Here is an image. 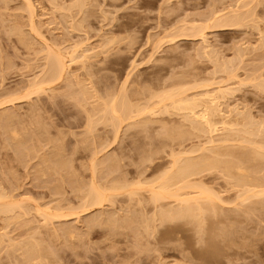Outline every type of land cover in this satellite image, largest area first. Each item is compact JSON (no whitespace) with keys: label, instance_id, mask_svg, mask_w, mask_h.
<instances>
[{"label":"rangeland","instance_id":"obj_1","mask_svg":"<svg viewBox=\"0 0 264 264\" xmlns=\"http://www.w3.org/2000/svg\"><path fill=\"white\" fill-rule=\"evenodd\" d=\"M78 4L80 7L77 0H0V101L11 98L9 92L19 93V97L38 85L45 89L31 93L29 98L19 97L21 100L17 98L14 104L0 103V194L5 195L0 203L17 206L12 213L14 217L0 213V264H264L262 196H258L260 201L253 198L246 202L247 206L243 204L236 210L233 205H225L221 212L209 214L211 224L207 218L200 221L210 224L209 227L202 223L194 225L192 218L162 223L154 216L156 206L145 199L149 195L148 181L154 182L155 175L165 171L162 168L159 174H153V166L170 161L167 152L169 142L173 143L170 136L174 134L173 139L177 140L175 130L184 127L186 132L185 128H189L187 133L196 141H188L189 146L203 145L215 137L202 133L210 135L205 138L193 132L188 122L171 108L166 115L164 105L172 101L163 105L158 98L166 90L180 91L184 87L189 91L183 90L188 94L185 96L194 97L223 89L219 94L216 92L217 99L212 97L215 93L211 98L217 100L215 103L219 101L227 122L234 119L233 123H227L229 127L238 129L230 127L226 130L231 131L220 132L215 139L224 140L228 134L227 140L233 143L236 139L235 143H239L225 142L232 145L229 148L222 143L227 150L231 148L233 152L235 144L240 147L236 152L240 149L243 156L251 152L250 157L257 156L261 161L253 164L249 156L241 157L243 162L246 160L244 164L247 162L255 169L253 165L260 167L264 163V150L260 148L264 149V86H258L264 85V0H80ZM215 13L219 19L221 16L222 23L233 18V25L228 22L230 25L219 27V23L217 26L209 23L206 19ZM56 56L65 60L67 70L51 82L49 63ZM113 101L116 109L123 103L133 107V114L130 115V109L129 113L123 112L120 107L115 110L122 119L112 116L110 109L108 115L107 107L111 108ZM151 105L159 109L154 110L157 113L148 112ZM135 106L140 111L144 107L148 110H142L143 114ZM90 120L92 125L88 124ZM251 121L255 123L252 128L248 126ZM180 122L183 126H179ZM87 127L93 128L91 133ZM245 131H251L252 135ZM254 140L257 142L252 146L250 142ZM149 152L156 160L153 166L145 162ZM144 156L147 158L141 163ZM228 158L235 163L241 159L226 156L223 160ZM247 159L251 161L248 163ZM217 171L213 173H217L216 177L223 174ZM221 176L224 180V174ZM261 178L263 181L264 177ZM222 179L213 184L224 186ZM110 183L127 187L111 191ZM92 187L102 191L106 200L88 208L85 196L88 197ZM228 193L234 194L231 191L222 196ZM258 202L262 207L259 210L252 207ZM242 206L249 207L252 214ZM238 213L241 219L239 216L237 219ZM59 214L63 217H57ZM220 218L226 223L231 219V224L228 226L224 220L220 223ZM213 221L218 224L214 231ZM197 228L204 233L198 235ZM228 230L232 236L227 240L224 237L229 236ZM241 242L246 244L240 246ZM32 247L34 251L29 249ZM202 252L207 255L205 258Z\"/></svg>","mask_w":264,"mask_h":264},{"label":"bare ground","instance_id":"obj_2","mask_svg":"<svg viewBox=\"0 0 264 264\" xmlns=\"http://www.w3.org/2000/svg\"><path fill=\"white\" fill-rule=\"evenodd\" d=\"M78 3H80V0H77V6L78 5H80V4H78ZM76 6V5H75ZM76 6V7H77ZM78 7H80V6H78ZM31 9V8H30ZM214 15V16H213ZM217 14L215 13V14H212V15H210L211 17L209 18L208 16V19H206V20H209V23L211 22V23H214L215 24V26H217L218 25V23L220 24V26L219 27H224V26H228V25H230V24H232L231 22H233V21H231V20H233V18L231 19V20H227L230 24H228V22H226V20H224L225 21V23H222V21L220 22V19H221V16H220V19H219V16L217 17L216 16ZM213 16V17H212ZM238 17H240V16H238ZM238 17H237V20H238ZM236 18V17H235ZM222 20V19H221ZM236 20V21H237ZM223 21V22H224ZM217 24V25H216ZM233 25V24H232ZM50 67H49V69H48V73L50 72V74H49V78H50V81L53 79H55V78H61L65 73H66V70H67V63L65 62V60L64 59H62L61 57H58V56H56V57H52V60L50 61ZM223 68H225V67H223ZM228 69V68H227ZM227 69L226 70H224V72L225 71H227ZM222 70V71H223ZM46 75H47V73H46ZM48 76V75H47ZM3 78H4V76H2ZM2 78V79H3ZM1 79V80H2ZM46 81H48V80H46ZM50 81L49 82H46V83H50ZM1 82V81H0ZM2 82H4V81H2ZM51 82H53V81H51ZM45 83V82H44ZM0 84H2V83H0ZM262 84H260L259 83V85L258 86H260L259 88H261V87H263L264 85H262ZM41 85H38L37 87H34V89H29V91L27 90L23 95L24 96H20L21 95V93H20V95H19V97H22L23 99H24V97H28L29 98V96L31 95V93H32V95L33 94H35V93H38V91H41V90H45L44 88H42V87H40ZM30 88H33V86L32 87H30ZM192 88H194V87H192ZM264 88V87H263ZM262 88V89H263ZM178 89H180V88H178ZM188 88H186V90H185V88L183 87L182 89H180V91H177L176 89V92H175V90L174 89H172V90H166L164 93H162L161 95L162 96H160V97H158L160 100V103L161 104H165L164 102H166V101H172V103L171 102H168V103H166L165 105H164V112H165V114L166 113H168L169 114V112H170V108H171V111H173V110H175L176 112H178V114L180 115V117H181V119H183L184 121H186V122H188L187 124H189L191 127H190V129L192 128V130H193V132H195V133H201V135H202V133L203 134H206V133H208V134H210V135H215V137L213 136V137H210V135L208 136V137H210V139H208L207 140V142L205 141L204 143L205 144H203V145H195V143H194V145L192 144V145H190L189 146V144L187 143L188 141H190L189 143H191V140H193L191 137V135H190V133L188 134L187 133V129H189L188 127H187V129L185 128V130H186V132H184V127L182 128L183 130H175L176 128H174V130H175V132H176V137H175V139H177L176 141H174V134H172L171 136H170V140H172L173 141V143H171V142H169L170 143V146H168V148L170 147V149L168 150V154H169V156L168 157H170V161L168 162H166L165 161V163H158V164H155L154 166L152 165L153 163L152 162H154V161H156L155 160V158H153L152 156V154H151V156H149L150 155V152L148 153V155L147 156H149L148 158H147V156H144V157H142L140 160H142V159H146V161L145 162H149L152 166H153V168H152V171H153V174L155 173V172H158L157 174H159V172L160 171H164L163 172V174H161L160 173V176L159 175H155L156 177H154L155 178V180H154V182H152L151 183V181L149 180L148 182L150 183V189L148 190V196L147 197H145V199H146V201L147 202H149V203H152L153 205H155L156 207V210H155V212H156V214L154 215L155 217H159V221L160 222H164L165 220V222H168L167 220H169V221H172L173 222V220H180V219H184V221L186 220V219H188L189 221H190V218H192V223H194V220H195V222L196 223H194V225L195 224H197V223H202V222H204V221H202V222H200L202 219L203 220H205L204 218H210L211 216H209L208 217V215L210 214H217V212H221L222 211V209H224V206L225 205H233L234 206V210H236V209H238L241 205H243V204H245L246 205V202L247 201H249V200H253V198H258V196H262L263 198H264V180L263 181H261L260 179H262L261 178V176L262 177H264L263 175H264V173H262V174H260V171H263L264 169H260V167H261V165H262V167H264V163H260L261 165H260V167H258L259 165L258 164H256V166L255 165H253L254 167H255V169L254 168H252V167H249L250 165L248 164L247 165V162L244 164V162L246 161H244L243 162V159H246V158H248V156H249V159H251L252 157H250V155H251V152H249V153H247V151L249 150V149H247V151H245V153H247V155L246 156H243L244 155V152L242 151L241 152V150L239 149V151H240V154H242L241 156L239 155V151H238V149H237V152H238V155L237 154H235V153H237L236 152V148H240V147H237L236 145L239 143H235V141H236V139H235V141L233 142V143H235L234 144V146L236 147H233V149L235 148V150L233 151V149H232V151L233 152H231V148H230V150L228 149L227 150V148L226 147H228L229 148V145L230 146H232L233 145V143H231V141H229V138H228V140H227V136H228V134H227V136H226V139H219V140H216L215 138H217V137H220L218 134L220 133V132H223V134H224V131L226 130V129H228V128H230L231 127V129H232V127L233 126H230L229 127V125L227 124V123H233L234 122V119H233V122H231L232 121V119H231V117H229V119H231L230 120V122H227V120L225 119V117H223L224 116V114H223V116H222V110L220 109V103H219V101L218 102H216L215 103V101H217V100H215V101H213V99L215 98V96H216V92H217V94H219L222 90H221V88H220V90L217 88V90H216V92H214L213 91V94L215 93V95H213V94H209V92L207 91L206 93L205 92H200V93H202V94H198L197 92V94L199 95V96H195V94H194V97H188V96H185V95H188V94H186V92L184 93V91H188L187 90ZM184 90V91H183ZM192 90V89H191ZM261 90V89H260ZM223 92V91H222ZM128 93V92H127ZM126 93V94H127ZM188 93H189V91H188ZM210 93H212V92H210ZM8 94V93H7ZM11 94V95H10ZM12 94L13 95H17V96H12ZM19 94V93H18ZM18 94H14V93H11V92H9V94L8 95H10L11 96V98L8 96V95H6L7 96V98L9 97V99H7L6 101H5V99H2V100H4V101H0V103L1 104H3V105H7V104H9L10 102L12 103V102H15V100L16 101H18V99L19 100H21L19 97H18ZM25 94H26V96H25ZM129 94V93H128ZM128 94L126 95V98L127 99H129L128 97ZM123 95V94H122ZM184 95V96H183ZM207 95V96H206ZM213 95V96H212ZM6 96L4 95V97L6 98ZM128 96V97H127ZM201 96H204L205 98H210L209 100L208 99H204V97H201ZM211 96L212 97H214L213 99L211 98ZM4 97H2V98H4ZM217 97L218 96H216V99H217ZM18 98V99H17ZM220 98V97H219ZM120 99V98H119ZM118 99V100H119ZM212 99V100H211ZM9 100V101H8ZM122 100V99H121ZM119 101L118 103H120V102H122V101ZM116 101V100H115ZM125 101V100H124ZM123 101V102H124ZM129 100H127V104H130V102H128ZM3 102V103H2ZM5 102H7L6 104H5ZM114 102V101H113ZM117 102V101H116ZM1 104H0V106H1ZM12 104H14V103H12ZM114 104H115V102H114ZM114 104H112V106H111V108H110V106H108L106 109H107V111H106V113H108V115H110L111 113H112V116H114V115H116L115 117L117 118V119H119V118H121L120 117V114L119 115H117L118 114V112L116 111L117 109H119L120 107H122L121 108V110L123 111V110H127V112L129 111V109L131 110V108H133V107H131V108H129V107H127L128 105L126 104V103H123V105H119L118 106V108L116 109V104H115V106H113ZM122 104V103H121ZM155 104V103H154ZM156 104H157V102H156ZM158 104H159V102H158ZM168 104H169V106L170 107H168ZM2 105V106H3ZM127 105V106H126ZM132 105V104H131ZM152 106V105H151ZM151 106H149L150 108H151ZM158 107H160L161 108V105L159 106V105H157ZM113 107H115V108H113ZM136 107V106H135ZM154 107H156V106H154ZM163 107V106H162ZM128 108V109H127ZM149 108V109H150ZM222 108V107H221ZM111 110V113H110V110ZM116 109V110H115ZM147 108L146 107H144L142 110L144 111V110H146ZM158 109V108H157ZM157 109H155V108H153V106H152V108H151V111H149L148 109V112H152V110H153V114H155V113H157L156 111H155V113H154V110H157ZM173 109V110H172ZM120 110V109H119ZM118 110V111H119ZM134 109H132L131 110V114L130 115H132L133 114V111ZM136 111L137 110H139V109H137V107H136V109H135ZM141 110V111H142ZM147 110L145 111V112H147ZM159 110V109H158ZM157 110V111H158ZM3 111H7V109H5V110H3ZM140 111V110H139ZM140 111V112H141ZM142 111V113L144 114L145 112H143ZM161 111L163 112V109H161ZM123 112H125V111H123ZM160 112V111H159ZM117 113V114H116ZM129 113V112H128ZM136 113V112H135ZM141 113V114H142ZM246 113V112H245ZM9 114H11V113H9ZM8 114V115H9ZM124 115H125V113H123ZM160 114H162V113H160ZM178 114H176V116H179ZM244 113H242V115H243ZM7 115V116H8ZM137 115H140V113H138ZM167 115V114H166ZM175 115V114H174ZM239 115L241 116V114L239 113ZM4 116V115H3ZM6 116V115H5ZM4 116V117H5ZM121 116H122V114H121ZM169 116V115H168ZM171 116H172V113H171ZM238 116V115H237ZM250 115H246V117L248 118ZM1 117V116H0ZM4 117H2L3 119H4ZM8 117H10V116H8ZM7 117V118H8ZM106 117V120L109 118L107 115L105 116ZM108 117V118H107ZM119 117V118H118ZM123 117V116H122ZM130 117H132V116H129L128 118H130ZM228 117V116H227ZM6 118V120L8 121V119ZM12 118V117H11ZM111 118V117H110ZM126 118V117H125ZM234 118V117H233ZM251 118V117H250ZM115 119V118H114ZM122 119V118H121ZM229 119H228V121H229ZM246 119V118H245ZM253 119V118H252ZM251 119V120H252ZM120 120V119H119ZM124 120V119H123ZM122 120V121H123ZM182 120V121H183ZM238 120L241 122V119H239L238 118ZM243 120H244V118H243ZM242 120V124L244 123V121ZM248 120V119H247ZM1 121V120H0ZM9 121H10V119H9ZM13 121V120H12ZM11 121V122H12ZM149 121V120H148ZM249 121V120H248ZM252 121H254V120H252ZM252 121H251V123H249L250 125H248L249 127H251L252 128V126H253V124H255L254 122H253V124H252ZM6 121L4 120V123H5ZM109 122H111V120H109ZM9 123V122H8ZM7 123V124H8ZM92 122H91V120H90V123H88L89 125L91 124ZM113 123V122H112ZM114 123H116V121L114 122ZM119 123V122H118ZM117 123V124H118ZM121 123V122H120ZM140 123H142V122H139V124ZM183 123V122H182ZM236 123V122H235ZM237 123H238V121H237ZM236 123V125H240V124H237ZM245 123H246V121H245ZM257 123V122H256ZM10 124V123H9ZM134 124V123H133ZM136 124V123H135ZM135 124L132 126V127H134L135 126ZM148 124V123H147ZM146 123H145V125H147ZM248 124V123H247ZM251 124H252V126H251ZM258 124V123H257ZM261 124V123H260ZM92 125V124H91ZM115 125V124H114ZM141 125V124H140ZM140 125H138L137 124V126H140ZM183 126V124H181V122H180V125L179 126ZM220 125V127H218ZM227 125H228V127H227ZM233 125V124H232ZM235 125V124H234ZM245 125V124H244ZM244 125H243V129H244ZM259 125V124H258ZM262 125V124H261ZM7 126H9V125H7ZM88 126V125H87ZM143 126V125H142ZM175 126V125H174ZM178 126V125H177ZM185 126V125H184ZM188 126V125H187ZM222 126V127H221ZM227 128H226V127ZM144 127V126H143ZM147 127V126H146ZM173 127V126H172ZM236 127V126H235ZM262 127V126H261ZM91 128V127H90ZM89 128V129H90ZM179 128H181V127H179ZM234 128V127H233ZM247 128V127H246ZM246 128H245V130H246ZM254 129H256L257 128V131H259L260 130V128H259V130H258V127H253ZM87 129H88V127H87ZM88 129V131H90V133L92 132L91 130L93 129H90L89 130ZM143 129V128H142ZM164 129V128H163ZM165 129H169V127H165ZM234 129H236V128H234ZM233 129V130H234ZM238 129V128H237ZM236 129V130H237ZM240 129V128H239ZM242 129V128H241ZM240 129V130H241ZM191 130V131H192ZM236 130H234V131H236ZM240 130H239V133H240V135L241 136H243V134L244 133H242L243 131H241L240 132ZM247 130H250V128H248ZM252 130V129H251ZM120 131V130H119ZM117 132V135H115V140H116V137L117 136H119L118 135V133H120V132ZM167 131V130H166ZM172 131H173V129H172ZM226 131H231V130H226ZM257 131H256V133H257ZM170 132H171V130L169 131L168 130V136L170 135ZM174 132V133H175ZM192 132V133H193ZM248 132V131H247ZM246 131H245V134L247 133ZM251 132V131H250ZM250 132H248V133H250ZM163 134L164 133H166V132H162ZM191 133V134H192ZM225 133H227V132H225ZM231 133V132H230ZM233 133H235V132H233ZM242 133V134H241ZM253 134H255V130H254V132H252ZM251 134V133H250ZM166 135V134H165ZM193 136H194V134H192ZM195 135H197V134H195ZM218 135V136H217ZM232 135V134H231ZM235 135V137H236V134H234ZM249 135V134H248ZM252 135V134H251ZM198 137H199V135H197ZM202 136H204V135H202ZM206 136V135H205ZM204 136V137H205ZM222 136V135H221ZM241 136L239 137V138H241ZM250 136V135H249ZM248 136V137H249ZM166 137H167V135H166ZM196 137V136H195ZM207 137V136H206ZM205 137V138H206ZM207 137V138H208ZM225 136H223V138H224ZM231 137V136H230ZM237 137H238V133H237ZM252 137V136H251ZM257 137V136H256ZM258 137H259V135H258ZM118 138V137H117ZM194 138V137H193ZM197 138V137H196ZM199 138H201V136L199 137ZM222 138V137H221ZM243 138V137H242ZM260 138V137H259ZM167 139V138H166ZM202 139V138H201ZM231 139V138H230ZM233 139H234V136H233ZM238 139V138H237ZM247 138H245V142L247 141L246 140ZM251 138H249V140H250ZM255 139V138H254ZM169 140V139H168ZM232 140V139H231ZM253 140V139H252ZM255 140H257V139H255ZM255 140L254 141H251L250 142V144L253 146V145H256V142L258 141H256L255 142ZM263 140V139H262ZM261 140V141H262ZM193 141H195V140H193ZM198 141V140H197ZM204 141V140H203ZM228 141L232 144H226L225 142H227L228 143ZM233 141V140H232ZM261 141H259L260 143H262ZM196 142V141H195ZM258 142V143H259ZM193 143V142H192ZM199 143H200V141H199ZM199 143H197V144H199ZM226 144V145H228V146H226V147H224L223 146V144ZM247 143H249V142H247ZM247 143H246V145H247ZM164 144H167V143H164ZM164 144H162L161 146H163ZM201 144V143H200ZM243 144V143H242ZM167 145H169V144H167ZM209 145V146H208ZM244 145V144H243ZM262 145V144H261ZM165 146L166 145H164V148H165ZM240 146V145H239ZM160 147V146H159ZM158 147V148H159ZM246 146H244L243 148H245ZM251 147V146H250ZM249 147V148H250ZM263 147V146H262ZM262 147H260L262 150H264ZM163 148V147H162ZM248 148V147H247ZM253 148V147H252ZM256 148V147H255ZM156 149L157 148H155V151H156ZM241 149H242V147H241ZM254 149V148H253ZM259 149V148H258ZM242 150H244V149H242ZM257 149H255L254 150V152L256 151ZM262 150H260V151H262ZM158 151V150H157ZM165 151V150H164ZM170 151V152H169ZM160 152V151H159ZM158 152V153H159ZM153 153H154V151H153ZM264 153V152H263ZM263 153H261V154H263ZM145 155H146V153H144ZM144 154H142V155H144ZM156 153H154V155H155ZM250 154V155H249ZM252 154H253V152H252ZM255 154V153H254ZM257 154H260V152L259 153H257ZM256 154V155H257ZM159 155H160V153H159ZM256 155H254V156H256ZM157 156V155H156ZM228 157V156H234V157H242L241 159H240V162L239 161H237L238 163H235L233 160L235 159V158H230V159H233V160H230L229 158L226 160H223V158L224 157ZM253 156V157H254ZM245 157V158H244ZM260 157H262L261 155H260ZM48 158V157H47ZM157 158V157H156ZM264 158V157H263ZM45 159H46V157H45ZM111 160L113 159V158H110ZM161 159V158H160ZM144 160H142V161H140L141 163H143L144 162ZM158 160V159H157ZM162 160V159H161ZM160 160V161H161ZM229 160V161H228ZM248 160V159H247ZM251 160H254L253 161V164H254V162L255 163H259V162H261V161H259L260 159L258 158L257 159V156H256V158L255 159H251ZM250 160V161H251ZM43 162L42 163H44V159L42 160ZM114 161H115V159H114ZM249 160H248V163L250 162ZM257 161V162H256ZM49 162V161H48ZM45 163H47L46 162V160H45ZM102 163V162H101ZM100 163V164H101ZM103 163H104V161H103ZM113 163V162H112ZM148 163V164H149ZM157 163V162H156ZM96 164V163H95ZM95 164H94V166H95ZM114 164V163H113ZM115 164H116V161H115ZM41 165V164H40ZM43 165H45V164H43ZM141 165V164H140ZM143 165H146V163H144ZM149 166L150 168L152 167V166ZM258 165V166H257ZM93 166V167H94ZM111 166H113V165H111ZM166 166H167V168H166ZM98 166H97V164H96V166L94 167V168H97ZM100 167V166H99ZM113 167H115V165L113 166ZM144 167H146V166H144ZM149 167H147V168H149ZM261 167V168H262ZM50 167H48V169H49ZM146 168V169H147ZM163 168V169H162ZM164 168H166V169H164ZM256 168H259V169H256ZM43 169V168H42ZM52 169V168H51ZM51 169H49L50 171H51ZM162 169V170H161ZM149 170V169H148ZM217 170H219V172H222L223 174H224V180L221 178L222 176L221 175H223V174H221L219 177H216V174H214L213 175V173L216 171V172H218ZM40 171H41V169H40ZM95 171H97V169H95ZM100 171V170H99ZM98 171V172H99ZM253 172H257V174H260V175H257V176H255L256 174H254ZM259 172V173H258ZM152 174V175H153ZM156 174V173H155ZM219 174V173H218ZM252 174H254V175H252ZM209 175H213L212 177H209ZM260 176V177H259ZM153 177V176H152ZM256 177H259L260 179H256ZM62 179V178H61ZM217 179H222L224 182H222V183H224V184H222V185H224V186H222V187H220V185H218V183L216 182L215 184H213V182H215ZM264 179V178H263ZM218 180V182H220ZM117 181H118V179H117ZM116 181V183H118ZM147 181V180H146ZM115 183V182H114ZM114 183H110V184H113L112 185V187H108L109 189H111V191L112 190H114V191H117V190H121V189H124V188H126L127 186H125V185H123V184H114ZM121 183V182H120ZM148 183V184H149ZM211 184H213V185H216V186H219V188L220 189H217V188H215V187H213ZM220 184V183H219ZM128 185V184H127ZM263 187V188H262ZM225 191V192H231V191H233L234 192V194L232 193H228V195L229 194H231V195H227L226 197L224 196H222V193H225L224 191H222V189ZM259 188H261V190H257V189H259ZM89 189V188H88ZM108 189V190H109ZM263 189V190H262ZM86 192H88V191H86ZM102 192V191H101ZM100 192V190H98L96 187H92V188H90L89 189V192L87 193L88 194V197L87 196H85L86 197V200H88V202L86 203V201H85V203L87 204L86 206H89L88 208H90V206H95V205H101L102 203H103V201L104 200H106V198H105V196L102 194ZM86 194V195H87ZM1 195V194H0ZM4 194H2L1 196H0V201L1 200H4L5 199V195L3 196ZM88 198V199H87ZM259 199V198H258ZM257 200V199H256ZM263 199H261V201H262ZM255 201V200H254ZM254 201H252L253 203H254ZM259 201H260V199H259ZM252 202H249V203H252ZM263 202V201H262ZM84 203V202H83ZM259 203V202H258ZM256 204V203H255ZM245 205H243V206H245ZM247 205H248V203H247ZM246 205V206H247ZM263 205V204H262ZM86 206H84V207H86ZM242 206V207H243ZM251 205L249 204V207H250ZM255 206L256 207H258V210H259V206H260V203L258 204V205H252V207H254L255 208ZM14 207H16L17 208V206L15 205V204H1L0 203V213L2 212L3 214H6V216H7V214H12V213H14L13 212V210H14ZM84 207H83V209H84ZM241 207V208H242ZM249 207H246L247 208V210L248 211H250V208ZM261 207V206H260ZM15 208V209H16ZM88 208L86 209V211L88 210ZM225 208H226V206H225ZM228 208V207H227ZM245 207H243V209H244ZM246 208H245V210H246ZM249 208V209H248ZM262 208V207H261ZM260 208V209H261ZM252 209V208H251ZM225 210H226V212H225ZM224 211H223V213L225 212V213H227L228 211H227V209H225ZM240 210V209H239ZM254 210V209H253ZM252 210V211H253ZM84 211H85V209H84ZM231 212L233 211V210H230ZM263 210H261L260 212H262ZM237 212V211H236ZM259 212V213H260ZM264 212V211H263ZM225 213H224V215H225ZM241 213H243V210H241ZM246 213H247V215H249V212H247L246 211ZM250 213L252 214V212L250 211ZM75 214H78V213H75ZM75 214H73V215H75ZM222 214V213H221ZM234 214V213H233ZM239 214L240 213H238L237 214V219H238V216H239ZM243 214H245V213H243ZM251 214H250V217H251ZM256 214V213H255ZM13 215V214H12ZM60 215V216H59ZM59 215H57V217H61L62 215L61 214H59ZM72 215V214H71ZM228 215V214H227ZM232 215V214H231ZM235 215H236V213H235ZM235 215H232V217L233 216H235ZM242 215V214H241ZM64 216H66V215H64ZM215 216V215H214ZM217 216H219L220 217V213H218V215ZM229 216H230V214H229ZM260 216H262V215H260ZM13 217H14V215H13ZM63 217V216H62ZM129 216H127V218H128ZM224 217V216H223ZM228 217V216H227ZM240 217V219H241V216H239ZM244 217H245V215H244ZM264 217V216H263ZM8 218V217H7ZM10 218H12V216L10 217ZM9 218V219H10ZM126 218V220H128ZM129 218H131V217H129ZM195 218V219H194ZM216 218H218V217H216ZM226 218V217H225ZM231 218V217H230ZM233 218H235V217H233ZM8 219V220H9ZM153 219V218H152ZM156 219V218H155ZM199 220V222H198V220ZM212 219H213V217H212ZM236 219V218H235ZM236 219V220H237ZM158 220V219H157ZM209 220V219H208ZM224 220V218L221 220V218L219 219V222L220 221H223ZM229 220V219H228ZM227 220V221H228ZM129 221H131V220H129ZM189 221H187V222H189ZM210 222V224H211V219L209 220ZM230 221H231V219H230ZM230 221H228L229 223H230ZM238 221V220H237ZM241 221V220H240ZM128 222V221H127ZM207 222V221H206ZM218 222V221H217ZM218 222V223H219ZM224 222H225V224H228V226H229V223H226V221L224 220ZM224 222H220V223H224ZM213 223H215L214 221H213ZM219 223V224H220ZM238 223V222H237ZM236 223V224H237ZM147 224H148V222H147ZM200 224H198V226H200ZM210 224H209V226H210ZM231 224V223H230ZM232 224H234V223H232ZM236 224H235V226H233V225H231V226H233V227H236ZM194 225H192V226H194ZM202 225H206L205 223H202ZM202 225H201V227H202ZM216 225H218V224H216L215 223V226H214V224H212V226H211V228H212V230H213V228H216ZM239 225V224H238ZM129 226V225H128ZM132 225L130 224V227H131ZM148 226V225H147ZM181 226V225H180ZM197 226V227H198ZM206 226H208V223H207V225ZM208 226V227H209ZM214 226V227H213ZM220 226H221V224H220ZM220 226L219 227H217V228H219V229H221L220 228ZM226 226V225H225ZM149 227V226H148ZM195 227V226H194ZM200 227V228H201ZM232 227V228H233ZM178 228V227H177ZM180 228V227H179ZM178 228V229H179ZM199 228V229H200ZM229 228V227H228ZM231 228V227H230ZM130 229V228H129ZM173 229H175V228H173ZM177 229V230H178ZM181 229V228H180ZM198 228H197V230L198 231H200ZM203 229V228H202ZM209 229V228H208ZM226 229V228H225ZM148 230H149V228H148ZM182 230V229H181ZM180 230V231H181ZM196 230V231H197ZM215 230V229H214ZM213 230V231H214ZM217 230V229H216ZM224 230V229H223ZM227 230V229H226ZM226 230H224V231H226ZM145 231H147V230H145ZM156 231V230H155ZM169 231H171V230H169ZM175 232H176V229L174 230ZM179 231V230H178ZM204 231H205V229H204ZM211 231V230H210ZM210 231H208V232H210ZM222 231V230H221ZM221 231H219V233H221ZM229 231V230H228ZM227 231V234L228 233H230V231H231V229H230V231L228 232ZM239 231V230H238ZM148 232V231H147ZM147 232H146V234H147ZM150 232V231H149ZM201 232H203L202 230L200 231V233H198V235L199 234H201ZM212 232V231H211ZM217 232H218V230H217ZM236 232H237V228H236ZM171 233V232H170ZM178 233V232H177ZM181 233V232H180ZM204 233V232H203ZM215 233V232H214ZM218 233V234H219ZM238 234L240 233V232H237ZM172 234V233H171ZM206 234H207V232H206ZM217 234V233H216ZM216 234H214V235H216ZM221 234H223V233H221ZM224 234L227 236V234H226V232H224ZM232 234V233H231ZM234 234V233H233ZM236 234V233H235ZM168 235H169V233H168ZM175 235V234H174ZM208 235H210V234H208ZM220 235V234H219ZM229 236H227V237H224V238H227V240H228V237L230 238L231 236H230V234H228ZM240 235V234H239ZM176 236H177V234H176ZM212 236H213V234H212ZM211 236V238H212V241H214V239L213 238H215V237H212ZM221 236H223V235H221ZM236 236V235H235ZM173 237V236H172ZM201 237H203V236H201ZM205 237H206V235H205ZM208 237V236H207ZM241 237V236H240ZM210 238V237H209ZM233 238H235L234 236H233ZM238 238V237H237ZM179 239V238H178ZM199 239H200V237H199ZM203 239V238H202ZM202 239H201V242H202ZM207 239V238H206ZM216 239V238H215ZM217 239H218V237H217ZM241 239H242V237H241ZM177 240V239H176ZM204 240H205V238H204ZM219 240V239H218ZM226 240V239H225ZM230 241H231V239H229ZM207 241V240H206ZM209 241V240H208ZM210 241H211V239H210ZM217 241V240H216ZM222 241V240H221ZM220 240H219V242H221ZM232 241H234V239L232 240ZM242 241V240H241ZM200 242V243H201ZM215 242V241H214ZM213 242V243H214ZM226 243H227V241H225ZM225 242H223V243H225ZM240 242V241H239ZM216 243V242H215ZM214 243V244H215ZM228 243H229V241H228ZM230 243H232V242H230ZM237 243V242H236ZM242 243V242H241ZM211 244V243H210ZM213 244V245H214ZM217 244H219V243H217ZM216 244V245H217ZM220 244H222V243H220ZM246 244V243H245ZM245 244H241L240 246H243V245H245ZM226 245V244H225ZM32 246H33V244H32ZM207 246V245H206ZM218 246V245H217ZM224 246V245H223ZM238 246V245H237ZM239 246V247H240ZM253 246V245H252ZM29 247H31V245L29 246ZM35 247V246H34ZM34 247H32V248H29V249H31V250H33V248ZM212 247V246H211ZM220 247L222 248V246L220 245ZM219 247V248H220ZM226 248H227V245L225 246ZM231 247H233L232 249H234V246H232L231 245ZM45 248V247H44ZM48 248V247H47ZM207 248H209V247H207ZM206 248V249H207ZM216 247H214V249H215ZM252 248H254V247H252ZM35 249H38L37 247H35ZM205 249V248H204ZM203 249V250H204ZM212 249V248H211ZM228 249V248H227ZM231 249V248H230ZM232 249H231V251H232ZM237 249V248H236ZM244 249V248H243ZM46 250V249H45ZM226 250V249H225ZM225 250H223V251H225ZM258 250V249H257ZM27 251H29L28 249H27ZM26 251V252H27ZM34 251V250H33ZM44 251V250H43ZM206 251V250H205ZM216 251H217V249H216ZM215 251V252H216ZM227 251H229V250H227ZM226 251V252H227ZM35 252H38V250H36ZM45 252V251H44ZM209 252V251H208ZM218 252V251H217ZM236 252V251H235ZM28 253V255H26V256H29V252H27ZM34 253V252H33ZM51 253V252H50ZM232 253V252H231ZM237 253V252H236ZM31 254V253H30ZM52 254V253H51ZM202 254H204V252H202ZM211 254V253H210ZM213 254V253H212ZM226 253L224 252V255H225ZM32 255V254H31ZM214 255V254H213ZM221 255V254H220ZM230 255V254H229ZM205 256H207L206 254H204V258H205ZM209 256V255H208ZM217 256V255H216ZM199 257H202V256H199ZM211 257V256H210ZM207 258V257H206ZM199 259V258H198ZM200 261V260H199Z\"/></svg>","mask_w":264,"mask_h":264}]
</instances>
